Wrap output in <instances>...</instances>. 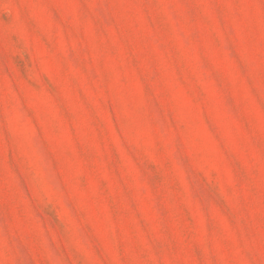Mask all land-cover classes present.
Listing matches in <instances>:
<instances>
[{
  "label": "rangeland",
  "instance_id": "rangeland-1",
  "mask_svg": "<svg viewBox=\"0 0 264 264\" xmlns=\"http://www.w3.org/2000/svg\"><path fill=\"white\" fill-rule=\"evenodd\" d=\"M0 264H264V0H0Z\"/></svg>",
  "mask_w": 264,
  "mask_h": 264
}]
</instances>
